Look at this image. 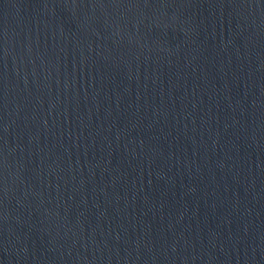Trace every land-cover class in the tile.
<instances>
[{"label": "water", "instance_id": "obj_1", "mask_svg": "<svg viewBox=\"0 0 264 264\" xmlns=\"http://www.w3.org/2000/svg\"><path fill=\"white\" fill-rule=\"evenodd\" d=\"M0 264H264V0H0Z\"/></svg>", "mask_w": 264, "mask_h": 264}]
</instances>
